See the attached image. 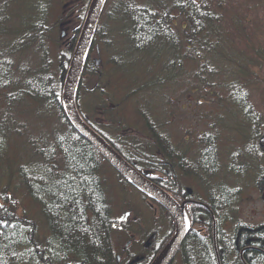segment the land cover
<instances>
[{"label":"trees","instance_id":"1","mask_svg":"<svg viewBox=\"0 0 264 264\" xmlns=\"http://www.w3.org/2000/svg\"><path fill=\"white\" fill-rule=\"evenodd\" d=\"M56 1L0 0V264H152L169 234L138 216H114L107 161L62 106L64 77L90 0L68 12L63 1L57 10ZM238 1L244 0H107L75 93L76 101L92 98L88 107L113 131L108 135L83 118L150 181L183 187L182 177L193 176L205 189L208 209L191 206L194 228L180 246L179 264H264V222L228 211L248 168L264 195V112L248 92L264 65L248 15L264 10V0H248L245 7ZM74 13L80 24L65 50L55 33ZM241 43L255 51L247 54ZM97 46L99 66L92 58ZM185 91L203 111L195 125L204 132L196 137L191 128L172 139L167 127L182 120ZM49 103L65 131L47 126ZM127 113L138 116L145 141L137 139L135 126L120 124ZM218 169L224 171L219 180ZM226 175L235 176L234 183ZM20 190L39 220L23 208ZM116 231L151 246L117 263Z\"/></svg>","mask_w":264,"mask_h":264},{"label":"rangeland","instance_id":"2","mask_svg":"<svg viewBox=\"0 0 264 264\" xmlns=\"http://www.w3.org/2000/svg\"><path fill=\"white\" fill-rule=\"evenodd\" d=\"M63 1L64 8L67 9V12L70 9H74V6H81L82 4H85L87 0H57L54 5L57 10L60 9L59 2ZM84 1V3H82ZM249 3L248 0L244 1H238L237 5H245ZM55 7H52L55 12ZM53 20V19H52ZM50 21V23L52 22ZM249 22H252V32L255 34V41L253 45L258 44L255 49L261 48L260 50L264 52V10H257L255 16L249 12L248 15ZM58 29V32L56 30L55 36L57 37V40L59 41V47L62 49H67L69 44V39L72 37L73 30L80 24L79 19L77 18V14L74 13L69 19H65L63 21ZM61 32L63 33V37H61ZM59 38V39H58ZM76 44V42H75ZM241 48L244 49L243 43H241ZM75 47V46H74ZM254 48L251 49H244V51L247 54H252ZM54 56V53H53ZM97 54L92 53V58H98ZM56 56H54V59ZM35 59V58H34ZM101 63V62H100ZM262 67V66H261ZM256 74L259 76V78L254 79L255 83L250 85L248 87V92L250 95V101L252 102L253 106L258 109L259 111L264 112V65L262 68L256 69ZM82 98L76 101L75 96V102L76 107L83 118L82 115H85L88 119H90L93 123H95L98 126V129L107 132L108 135L111 134L113 131L112 124L108 122V119L105 116H98V114L92 112V109L88 107V105H91L93 102V99ZM194 95L190 94L189 91H185L181 97L180 105H185V114H181L180 118L182 119L180 122H174L169 127H167V134L172 137V139L180 138L185 136V134L188 133L187 130L192 131L191 128L194 130V136H198L199 134L203 133L204 130L201 129L199 125H195V120L198 118V116L201 114L200 111L201 108L196 106V103L193 102ZM92 100V101H91ZM186 104L188 106L186 107ZM49 105L52 108V111L48 117L47 120V126H51L52 132L53 129H61L64 130L67 129V125L64 124L61 120V117L57 113L55 109V105L52 103H49ZM93 106V104H92ZM204 108V107H203ZM50 109V108H49ZM35 117V116H34ZM186 119H183V118ZM36 118V117H35ZM84 119V118H83ZM85 120V119H84ZM86 121V120H85ZM141 121L139 120L138 116L136 114L127 113L126 118L122 119L121 123L122 125H125L126 123H130L131 126L134 127V133L140 141H145L146 138L143 137L142 129L139 127L140 125L137 124V122ZM87 122V121H86ZM88 123V122H87ZM188 128V129H186ZM197 130V131H196ZM65 131V130H64ZM187 131V132H186ZM203 131V132H202ZM28 134L30 130L28 129ZM127 134L129 132H126ZM134 135V136H135ZM31 136V134L29 135ZM195 137V138H196ZM194 138V137H193ZM225 154L223 153V158ZM249 162H244V164H247ZM107 172L104 174V177L106 178L107 184H108V196L110 198V204L112 207V211L114 216L116 217H124L126 212L130 213L129 219H132L134 216H138L142 218V222L146 223L148 227H150L155 220H159L160 224L162 223L165 225V220L163 217H160V213L158 212L157 217L151 213L148 209V204L146 199L141 194L136 191L133 187L127 185L124 183V180L122 178H119L117 176V173L111 169L108 162H105ZM253 167V164L251 165ZM218 177H222L224 175L223 169H218ZM224 179H228L227 181H230V183H234L235 176L226 175ZM219 180V179H218ZM182 182L184 186H188L193 190L194 196L197 198V196L202 197L204 195V190L202 189V185L198 183L197 178H194L193 176H183ZM238 183L242 185L243 189L237 198V201L234 203V205L228 209V211L236 212L235 215H237L240 219L249 222V223H260L264 222V195H262L257 188L254 187V177H253V169L248 168L245 172V175H243L239 180ZM201 194H198V193ZM21 193V201L23 208L29 213L34 214L36 218L39 220V214L37 213V209L34 204L31 203L28 196L24 193V191L20 190ZM206 197V196H205ZM36 211V212H35ZM129 221V220H127ZM42 229V226L41 228ZM128 240L127 233L116 231L113 235V242H114V249L117 250L119 246H123L125 242ZM135 241L134 244L130 246V251H134L135 248ZM176 264H179V258H176Z\"/></svg>","mask_w":264,"mask_h":264},{"label":"water","instance_id":"3","mask_svg":"<svg viewBox=\"0 0 264 264\" xmlns=\"http://www.w3.org/2000/svg\"><path fill=\"white\" fill-rule=\"evenodd\" d=\"M104 2L105 0H91L89 3L64 77L61 94L62 106L72 125L119 173L125 176L135 187L155 199L171 214L175 223L174 234L152 263L170 264L190 227V221L185 212L186 202L179 204L165 190L136 170L123 156L117 153L105 138L85 122L76 107L75 93L84 58ZM61 37H63L62 32ZM100 62L101 59L99 57L95 59L96 65H99ZM199 203L201 204V202ZM128 215L129 212L125 213L126 217Z\"/></svg>","mask_w":264,"mask_h":264},{"label":"flooded vegetation","instance_id":"4","mask_svg":"<svg viewBox=\"0 0 264 264\" xmlns=\"http://www.w3.org/2000/svg\"><path fill=\"white\" fill-rule=\"evenodd\" d=\"M168 182V187L167 188H163L171 197H173L179 204H181L183 201H190L191 203H186L185 204V211L186 214L190 220V228L193 224V211L191 210V205H199L197 204V202H202L204 205H200L205 209H208L205 207V204H207L206 202H204V200H206L207 198L206 193L204 192V195L202 197L197 196V198L194 196L193 194V190L191 188H189L188 186H179V185H173L171 184L170 180H167ZM198 194H201L200 192ZM147 204H148V209L149 211H151V213L153 215H155V217H157L158 212L160 213L159 215V219L160 217H163L165 220V225H163L162 223L160 224L159 220H155L153 222V224L151 225L153 227L154 230H159V228H161L162 231H167V233L169 234L168 240L170 239V237L174 234V230H175V223L174 220L172 218V216L170 215V213L162 206L160 205L156 200L148 197L146 198ZM208 205V204H207ZM206 205V206H207ZM208 207V206H207ZM119 220H123V221H127L129 220V216L127 218L125 217H119ZM170 231V232H169ZM134 239H135V234H130V236L128 237V240L125 242V244H123V246H119L116 249H114V253H115V260L117 263H121L123 260H135L138 256V252L142 249V248H148L151 246V242H147L146 244H138L135 242V250L134 251H130V246L132 244H134ZM166 242V243H167ZM179 254V250L176 253L174 260H176V257ZM139 257V256H138ZM172 261V263H173ZM171 263V264H172Z\"/></svg>","mask_w":264,"mask_h":264},{"label":"bare ground","instance_id":"5","mask_svg":"<svg viewBox=\"0 0 264 264\" xmlns=\"http://www.w3.org/2000/svg\"><path fill=\"white\" fill-rule=\"evenodd\" d=\"M106 1L107 0H105V2H104V4L106 3ZM86 122V121H85ZM71 123V122H70ZM87 123V122H86ZM72 124V123H71ZM92 129H94L89 123H87ZM74 127V126H73ZM75 128V127H74ZM76 129V128H75ZM77 130V129H76ZM95 131H97L96 129H94ZM78 131V130H77ZM79 132V131H78ZM98 132V131H97ZM103 138H105V136L102 134V133H100V132H98ZM106 139V138H105ZM87 140V139H86ZM107 140V139H106ZM88 141V140H87ZM89 142V141H88ZM107 142L110 144V142L107 140ZM90 143V142H89ZM111 145V144H110ZM112 146V145H111ZM113 147V146H112ZM114 148V147H113ZM115 149V148H114ZM97 150V149H96ZM116 150V149H115ZM98 151V150H97ZM117 151V150H116ZM99 152V151H98ZM100 153V152H99ZM117 153H119L118 151H117ZM101 154V153H100ZM120 154V153H119ZM106 160V159H105ZM133 166V165H132ZM136 170H138L135 166H133ZM139 171V170H138ZM140 172V171H139ZM140 173H142V172H140ZM143 174V173H142ZM144 175V174H143ZM125 177V176H124ZM126 178V177H125ZM127 179V178H126ZM161 187V186H160ZM162 188V187H161ZM163 189V188H162ZM183 202H186V203H191L190 201H183ZM201 205H204L202 202H201ZM192 206V205H191ZM166 209V208H165ZM192 210V209H191ZM193 211V210H192ZM193 216H194V214H193ZM192 228H194V224H192V226H191V228L189 229V231L186 233V235H185V237H184V239L186 238V236L188 235V233L190 232V230L192 229ZM200 229V228H199ZM202 229V228H201ZM173 236V235H172ZM171 236V237H172ZM171 237H170V239H171ZM169 239V240H170ZM168 240V241H169ZM213 245H214V247H216V236H213Z\"/></svg>","mask_w":264,"mask_h":264}]
</instances>
